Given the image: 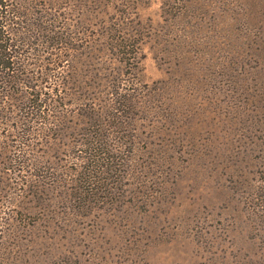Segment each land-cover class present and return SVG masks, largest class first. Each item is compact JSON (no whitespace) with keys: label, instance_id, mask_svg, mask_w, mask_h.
I'll use <instances>...</instances> for the list:
<instances>
[{"label":"rangeland","instance_id":"obj_1","mask_svg":"<svg viewBox=\"0 0 264 264\" xmlns=\"http://www.w3.org/2000/svg\"><path fill=\"white\" fill-rule=\"evenodd\" d=\"M59 1L79 44L63 65L89 100L59 101L67 124L27 137L33 169L0 161V264H234L257 249L264 0Z\"/></svg>","mask_w":264,"mask_h":264},{"label":"trees","instance_id":"obj_2","mask_svg":"<svg viewBox=\"0 0 264 264\" xmlns=\"http://www.w3.org/2000/svg\"><path fill=\"white\" fill-rule=\"evenodd\" d=\"M62 7L63 2L59 0H44L43 3L0 0V161L8 157L4 164L11 165L15 175L23 167L33 169L36 166L34 159L23 158L33 143H28L27 137L52 136L59 131L56 127L67 124L66 115L58 111L59 101L63 104L79 101L83 110L88 104V98L74 95L72 71L75 69L69 64L63 65L64 61L75 58L71 52L79 44H75L78 37L74 36L77 27L61 20L64 16L57 10ZM80 33L88 36L86 28H81ZM58 93L63 94L59 96ZM111 104V109L117 113L118 95ZM80 116L89 119L93 115L83 112ZM13 124L16 128H12ZM46 124L54 127H42ZM32 125L33 129L28 128ZM99 138L90 135L89 141ZM13 141L16 144H12ZM87 150L86 157L90 161L86 162V169L93 157L101 152L91 144L85 146L86 153ZM21 181L27 183L28 180ZM250 240L253 246L259 247L249 253L237 254L234 264H264V236H254Z\"/></svg>","mask_w":264,"mask_h":264}]
</instances>
